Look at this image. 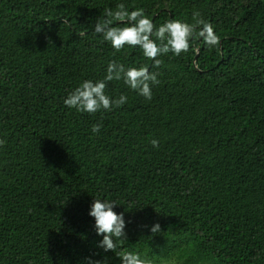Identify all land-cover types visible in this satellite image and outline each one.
Instances as JSON below:
<instances>
[{"label": "trees", "instance_id": "1", "mask_svg": "<svg viewBox=\"0 0 264 264\" xmlns=\"http://www.w3.org/2000/svg\"><path fill=\"white\" fill-rule=\"evenodd\" d=\"M120 3L157 28L199 13L220 44L197 39L159 68L138 47L115 52L94 25ZM113 60L159 74L150 101L121 79L106 88L121 108L64 105ZM0 139V264H121L97 247L93 199L124 213L119 252L264 264V0H0Z\"/></svg>", "mask_w": 264, "mask_h": 264}, {"label": "clouds", "instance_id": "2", "mask_svg": "<svg viewBox=\"0 0 264 264\" xmlns=\"http://www.w3.org/2000/svg\"><path fill=\"white\" fill-rule=\"evenodd\" d=\"M194 23L170 19L158 28L143 8L129 11L123 3L116 6V10L105 9L103 17L94 25V32L110 43L115 52H121L125 47L140 48L143 55L153 61V67L159 68L163 61L159 57L172 53L179 56L187 53L197 39H203L209 49L220 44V37L215 33L213 26L204 20L199 13H194ZM124 25V26H121ZM158 73L150 72L148 67H128L116 61H109L106 75L103 80H84L64 99L66 107L80 113L95 115L98 112H112L127 103V96L121 94L112 99L106 94L108 82L123 79L124 83L134 92L151 100L152 87L158 85ZM102 123L92 126V132L98 134ZM6 144L0 139V147ZM154 148L159 147V141L153 139ZM117 204L109 200L93 199L89 216L94 218L95 232L103 239L97 247L104 253L112 252L120 259L121 264H151V261L142 259L134 252H119L118 249L127 241L126 220L123 212L117 213L114 208ZM130 222V221H128ZM155 235L162 231L159 222L153 225H143ZM108 257L102 260L86 257V264H107Z\"/></svg>", "mask_w": 264, "mask_h": 264}]
</instances>
